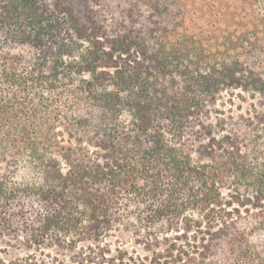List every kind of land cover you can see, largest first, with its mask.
<instances>
[{
    "label": "trees",
    "instance_id": "1",
    "mask_svg": "<svg viewBox=\"0 0 264 264\" xmlns=\"http://www.w3.org/2000/svg\"><path fill=\"white\" fill-rule=\"evenodd\" d=\"M86 1L0 0V237L264 264V0ZM236 92L256 101L237 119ZM124 224L143 254L100 246Z\"/></svg>",
    "mask_w": 264,
    "mask_h": 264
},
{
    "label": "rangeland",
    "instance_id": "2",
    "mask_svg": "<svg viewBox=\"0 0 264 264\" xmlns=\"http://www.w3.org/2000/svg\"><path fill=\"white\" fill-rule=\"evenodd\" d=\"M62 3L76 13L84 11V7L88 5L90 8L100 10L94 3H87L86 0H61ZM121 10L116 11V17H119ZM240 92L234 93V95L225 94L222 101L219 103L218 108L225 110L227 117L232 115L235 119L239 115H247L248 111H251V104H255L256 101L252 100L250 95ZM232 111V114L230 113ZM226 117V118H227ZM248 133V130H245ZM4 170V167H0ZM2 171V170H0ZM15 181L26 179V172L20 168L15 171ZM245 223V222H244ZM138 229H134L128 224L120 225L116 231L110 233V236L103 239L100 244L101 247L111 250L112 254H116L117 250L127 251L128 253L137 252L143 254L144 245L139 244L146 241L143 237V233H139ZM22 242V239L20 240ZM21 242H14L9 238L0 237V259L7 264H32V263H63L73 264V259L77 258L81 253V250H87V247H97L89 243L79 245L75 251H65L57 247H43V248H26Z\"/></svg>",
    "mask_w": 264,
    "mask_h": 264
}]
</instances>
